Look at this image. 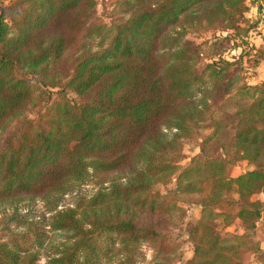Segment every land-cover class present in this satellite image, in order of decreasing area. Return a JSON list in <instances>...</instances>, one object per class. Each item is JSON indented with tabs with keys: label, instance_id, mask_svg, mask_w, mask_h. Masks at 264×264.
<instances>
[{
	"label": "trees",
	"instance_id": "trees-1",
	"mask_svg": "<svg viewBox=\"0 0 264 264\" xmlns=\"http://www.w3.org/2000/svg\"><path fill=\"white\" fill-rule=\"evenodd\" d=\"M110 2L107 25L96 0H0V264L42 249L46 264H135L141 245L149 264H264V82L223 57L264 0ZM185 148L198 154L182 166ZM240 162L252 170L232 177ZM37 202L46 241L13 208Z\"/></svg>",
	"mask_w": 264,
	"mask_h": 264
},
{
	"label": "rangeland",
	"instance_id": "rangeland-1",
	"mask_svg": "<svg viewBox=\"0 0 264 264\" xmlns=\"http://www.w3.org/2000/svg\"><path fill=\"white\" fill-rule=\"evenodd\" d=\"M97 2V18L100 22L109 25L111 20L113 19V10L115 5L110 2V0H96ZM245 18L255 25V28L248 32L246 37L243 39H235L231 41L226 46V50L223 53L224 59L228 61H233L240 56V63L244 71V75L246 78V82L249 85H257L264 82V16H261L256 8H251L247 14H245ZM219 36V33H217ZM225 36V34L223 35ZM212 37V33L205 32L199 33V35L189 36V40L194 41L196 44H202L203 42L210 40ZM53 98L56 99L57 96L53 95ZM37 117L35 115H31V119L35 120ZM184 159L181 161L180 165H186L189 160L198 154V150H190L185 148L183 151ZM252 169L245 163H238L232 171V177H237L242 175ZM175 180H173L168 186L163 187L161 185H157L153 187V191L158 192L160 194H164L167 190L174 189ZM93 189V186L88 185L82 187V192H88ZM255 199L264 202V197L257 196ZM72 203L71 197L66 196L61 203V207L58 210L65 209L69 207ZM5 207V206H4ZM17 209V212L22 215H29V219L31 223H36L37 231L45 237V241L48 237H50V233L48 232V228H44L45 220L42 219V214L44 211L42 209V204L37 202L35 204H27L19 203L13 208ZM187 211V222H192L198 218L199 208L197 206H185ZM4 209V210H3ZM0 209V218L2 214L8 215L13 212L12 208H3ZM3 210V211H2ZM47 217V215H45ZM215 228L221 233V235H232V234H240V225L238 223H234L233 225L223 228L220 223L215 222L213 224ZM15 228L13 225L11 229ZM17 231L19 229L15 228ZM23 231V227L20 228ZM44 239V238H43ZM171 239L177 241L181 244L182 249V262L186 261L192 256V247L188 242L186 234L183 230L175 231L171 234ZM255 241L259 243V248L262 252H264V240L259 231V227L255 234ZM39 261L37 264H46L45 252L43 249L40 251ZM151 260V251L146 245H141L138 249V255L136 256L134 263L135 264H149ZM119 260L114 258L112 260L113 263L118 264ZM245 264H261L259 263L255 256L251 253L246 254L244 256Z\"/></svg>",
	"mask_w": 264,
	"mask_h": 264
}]
</instances>
